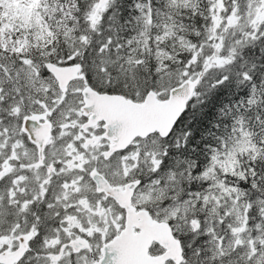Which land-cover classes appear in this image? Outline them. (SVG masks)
<instances>
[{
  "label": "snow or ice",
  "instance_id": "6c2138e0",
  "mask_svg": "<svg viewBox=\"0 0 264 264\" xmlns=\"http://www.w3.org/2000/svg\"><path fill=\"white\" fill-rule=\"evenodd\" d=\"M0 264H264V0H0Z\"/></svg>",
  "mask_w": 264,
  "mask_h": 264
}]
</instances>
